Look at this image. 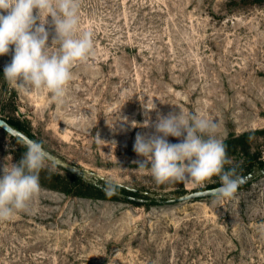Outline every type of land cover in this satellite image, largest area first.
<instances>
[{"label": "rangeland", "instance_id": "1", "mask_svg": "<svg viewBox=\"0 0 264 264\" xmlns=\"http://www.w3.org/2000/svg\"><path fill=\"white\" fill-rule=\"evenodd\" d=\"M80 4L94 54L74 65L63 103L6 82L14 46L0 56V117L83 172L44 169L61 183L40 185L27 211L0 221V264H264V173L231 198L165 203L219 178L157 184L133 151L137 133L154 132L146 121L182 111L218 121L223 142L249 135L226 170H264V0ZM20 140L0 128V166L19 162Z\"/></svg>", "mask_w": 264, "mask_h": 264}, {"label": "clouds", "instance_id": "2", "mask_svg": "<svg viewBox=\"0 0 264 264\" xmlns=\"http://www.w3.org/2000/svg\"><path fill=\"white\" fill-rule=\"evenodd\" d=\"M80 0H0V56L13 52L4 67L3 78L21 91L47 90L52 99L63 103L72 69L94 54L93 33L80 30ZM54 28L49 45V20ZM146 110H154L155 105ZM147 114V113H146ZM121 127L127 118H120ZM151 134L137 133L133 151L142 160L134 161L137 171L148 170L157 184L191 181L204 185L218 177L220 187L213 191L218 199L231 198L243 177L227 155L226 146L218 138V121L211 117L182 111L158 114L155 122L146 121ZM180 142L170 143L168 137ZM26 149L21 159L10 167L0 166V221L28 210L41 191L39 173L53 171L59 161L42 142L23 139ZM119 185L106 180L107 195L116 193Z\"/></svg>", "mask_w": 264, "mask_h": 264}, {"label": "water", "instance_id": "3", "mask_svg": "<svg viewBox=\"0 0 264 264\" xmlns=\"http://www.w3.org/2000/svg\"><path fill=\"white\" fill-rule=\"evenodd\" d=\"M0 128L13 137H18L22 140L23 139H31L29 136H27L22 131L15 129L6 120L2 119L1 117H0ZM57 160L59 161L58 165L63 167L64 169L71 171L75 174H82L83 173L82 170H80L79 168H76V167H73L67 163H64L63 161H61L58 158H57ZM263 173H264V170H261L260 172L253 170V171L249 172L248 174L242 176L244 182L238 186L237 190H239L242 187L246 186L247 184L251 183L256 177H258L259 175H261ZM219 187H220V185L216 186V187H211V188H207V189H201V190L193 191V192L187 193L185 195H182L180 197L168 199L164 202L165 203H179V202H189V201H196V200H201V199H205V198H209V197H215L213 195V191ZM132 191L137 192L136 190H132Z\"/></svg>", "mask_w": 264, "mask_h": 264}, {"label": "trees", "instance_id": "4", "mask_svg": "<svg viewBox=\"0 0 264 264\" xmlns=\"http://www.w3.org/2000/svg\"><path fill=\"white\" fill-rule=\"evenodd\" d=\"M9 124L12 126L16 125L14 123H11L8 121ZM18 138V137H15ZM32 138V137H31ZM20 139V138H18ZM226 146L227 155L229 158L234 156L237 152L242 151L243 153H248L251 148V139L249 138V135H241V136H231L229 139L225 140L223 142ZM70 175H72L74 178H79V176L73 172L68 171ZM39 183L42 186H59L60 185V178L57 175H53L46 170H41L39 173ZM219 185H215L213 187H216ZM243 188V187H242ZM104 191V189H103Z\"/></svg>", "mask_w": 264, "mask_h": 264}]
</instances>
